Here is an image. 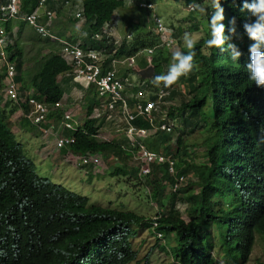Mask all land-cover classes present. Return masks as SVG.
Segmentation results:
<instances>
[{
	"label": "trees",
	"instance_id": "trees-1",
	"mask_svg": "<svg viewBox=\"0 0 264 264\" xmlns=\"http://www.w3.org/2000/svg\"><path fill=\"white\" fill-rule=\"evenodd\" d=\"M20 1L23 13L36 8L37 0ZM193 1L185 0L186 5ZM245 2L255 0H219L218 8L213 9L223 16L222 48L211 46V37H205L180 52L194 53V67L179 77L189 98L182 96L177 109H168V116L189 131L205 134L204 161L196 163L194 154L190 156L184 137L189 131L180 133L175 140V170L178 176H193L194 181L187 184V180L175 193L167 188V197L166 184L155 174L149 195L161 209L165 199L169 203L165 215L155 216L156 227H152V218L90 205L86 197L40 178L0 111V264H138L132 241L140 229L159 232L161 239L153 234L163 241L159 248L176 264H214L216 256L225 264L247 263L255 238L264 241V87H257L246 69L253 44L247 41L244 24L260 21L244 9ZM81 4V26L91 37L101 34L113 13L122 10L124 0H81ZM24 27L19 21L17 35ZM191 29L196 31L197 25ZM5 30L12 39V22L5 24ZM30 36L34 44H41L40 56L31 69L21 71L25 59L17 41L8 47L9 59L16 65L20 89L26 85L44 102L53 104L63 96L57 78L70 69L59 55L58 43L47 42L33 30ZM243 36H247L245 40ZM89 43L92 48L112 52V44H107L104 36ZM138 45L144 47L143 43ZM138 45L123 41L115 55H133L141 48ZM229 45L233 47L229 49ZM233 53H239L235 61ZM161 62L167 64L168 58L159 59L158 55L152 59L153 78L162 75ZM141 66L144 69L147 65L143 62ZM85 92L87 117L98 100L93 87ZM175 94L170 92L168 98ZM22 106L28 110L27 105ZM152 116L154 120V112ZM159 121L154 120V124ZM133 123L151 128L142 117ZM72 135L75 141L69 148L74 153H127L111 142L96 139L95 119H85ZM155 136L151 149L145 144L147 149L168 153L172 134L158 131ZM163 171L166 182L172 185V178ZM120 173L116 168L111 174ZM179 193L187 203L188 221L173 205ZM148 255L144 264H148ZM255 264L264 262L255 260Z\"/></svg>",
	"mask_w": 264,
	"mask_h": 264
},
{
	"label": "rangeland",
	"instance_id": "rangeland-1",
	"mask_svg": "<svg viewBox=\"0 0 264 264\" xmlns=\"http://www.w3.org/2000/svg\"><path fill=\"white\" fill-rule=\"evenodd\" d=\"M146 1V0H133ZM155 4L156 13L162 18L163 22L169 27L175 36L176 46L167 48L161 46L162 37L161 35L156 37L154 35L151 26L152 22L150 19V13L145 9H135V6L129 5L128 0H124V7L122 10L115 11L116 22L113 25L103 27L101 35L104 36L111 44L117 43L118 41H125L128 45L133 43L144 44V47H155L154 57L159 55V59L168 58L167 64L161 62V73L166 74L169 70V66L173 63V54L179 53L197 41L205 39L206 36L209 37L210 32L206 20L211 16L199 11L187 12L185 0H150ZM190 1V0H189ZM192 1V0H191ZM211 2V1H210ZM208 4V2H206ZM204 4V5H206ZM204 9V6H201ZM65 10V9H64ZM62 7L57 6V18L60 17L59 24L55 25V30L61 33L60 37L62 40L68 39H81L89 45L91 38L88 35L86 27L77 26L75 21L69 15L68 12L64 11ZM17 22V21H16ZM197 25V30L193 31L191 28ZM135 27H140L139 30H135ZM25 29L18 35L13 34L12 41H17L19 48L23 53L24 62L21 66V71L30 70L33 63L38 58V49L41 45L35 43L31 40L30 32L31 29L24 27ZM51 32V30L49 29ZM54 31V30H53ZM52 33V32H51ZM131 33V40H128L127 34ZM153 33V34H152ZM53 34V33H52ZM155 34H157L155 32ZM55 35V34H54ZM86 35V36H85ZM247 36H243L246 38ZM143 39L141 42L140 40ZM47 42L52 43L51 39H45ZM251 44H255V41L250 38L247 40ZM44 44V43H43ZM141 47V45H138ZM141 47L140 49L144 48ZM205 50H203L204 52ZM41 53V52H40ZM43 53V52H42ZM142 66L140 61L134 65V71H141ZM133 72L132 70H129ZM126 70H119L121 75L126 74ZM135 80L138 83L142 81L135 74ZM62 85V84H61ZM75 85V84H74ZM162 86L163 83H155L153 79H145L142 83L143 92H146L145 98H153L155 96L156 89ZM1 87V86H0ZM165 88V87H164ZM168 92H176L172 98L165 97L161 103H159L157 111L154 112V120H170L168 116V109L174 107L178 108L182 96L186 99L189 98L188 90L186 84L183 83L180 78L173 84L170 88H165ZM29 93L32 91L26 85L21 92ZM74 98L77 95L78 88L73 89ZM33 92V91H32ZM2 97V94H1ZM75 105H70V110L74 109V118L79 126H82L86 117V103L82 100L76 102ZM102 111V109H100ZM109 113L107 111H102V114L98 120H95V125L97 127V140L104 142H111L114 147H119L126 145V138L124 137V126L125 122L121 118L117 110L110 114V118L107 119ZM177 128L172 132V144H168V153L175 156V140L180 133H187L189 128L181 124L178 120L174 122ZM191 126V125H188ZM33 127V126H32ZM35 128V127H34ZM205 134L202 131L195 132L189 131L188 136L184 135L186 138V145L189 146L190 156L194 154L196 157L195 162L201 163L204 161L203 152L204 146L202 144ZM155 137L151 140H146L145 144L147 147L155 141ZM17 138H19L17 136ZM32 138V137H30ZM151 149V148H150ZM161 149V148H160ZM159 152H164L159 150ZM25 154V153H24ZM118 154V155H117ZM124 154V153H123ZM134 153H129V156L122 158L120 153L104 154L108 155L104 158V174L92 173L88 166L84 167H74L72 164L57 162L51 160H41L31 161L36 166V174L40 178H45L53 184L62 185L64 188L78 194L82 197H86L90 205L109 207L112 209L133 212L139 216H143L147 219L154 218L158 213L160 215H165L168 211V202L166 199L162 203V209L156 205V201L149 194L152 191L153 182L156 175L160 176L161 180L166 183L167 179L164 175L162 167L153 166L152 175L145 180H139L137 176V162L133 160L132 155ZM26 156V155H25ZM120 164V165H119ZM121 169L119 175H112L115 169ZM156 174V175H155ZM187 184L188 182H193L194 177L189 174L185 175ZM157 180V178H156ZM162 183V182H161ZM165 185V184H164ZM166 196H169L168 189L165 185ZM150 196V197H149ZM174 208L179 212L180 217L184 221H188V214L186 213L187 203L185 197L182 193H179L173 202ZM158 214V215H159ZM137 229V228H136ZM153 234L155 232L153 231ZM150 233L149 230H139V234L132 241V245L135 250H137V256L140 260L138 264H144V256L149 252L148 264H176L171 261L169 255L162 251L159 246L163 245L162 240H156L154 235ZM255 260L264 262V241L260 238H255L254 245L252 247L250 256L246 264H255ZM136 264V263H132ZM214 264H225V262L216 256L214 259Z\"/></svg>",
	"mask_w": 264,
	"mask_h": 264
},
{
	"label": "built area",
	"instance_id": "built-area-1",
	"mask_svg": "<svg viewBox=\"0 0 264 264\" xmlns=\"http://www.w3.org/2000/svg\"><path fill=\"white\" fill-rule=\"evenodd\" d=\"M48 1L53 2L54 8L48 7ZM57 6L68 9L69 15L74 19L75 23L84 22L82 17L83 6L81 0H37L36 8L32 13H23L21 11L20 0H4L0 2V71L3 73V94L4 98L14 103H25L29 110L24 116L34 125L49 124L48 115L60 108V101L54 104H47L43 100H39L38 96L33 93H26L25 97H21L16 82L17 71L15 63L11 62L8 55V47L12 45V39L9 38L5 24L9 21H23L29 28L38 34L41 38L51 39L60 44L59 55L69 67L64 77L69 78L80 89L73 100V105L82 100L85 91L91 87L94 88L98 103L93 107L88 119L98 120L102 111H107V119L115 110L118 111L121 118L125 122L124 136L126 138V146L122 147L124 151L134 153L132 158L137 162V176L139 180L149 177L152 173L153 166H163L168 176L172 178V185L166 182V187L175 193L182 187L186 178L183 175L178 176L175 170V159L173 155L154 152L147 149L145 141L150 138L155 129L170 132L172 124L162 122L157 128L153 127L152 113L157 111L159 101L165 93L162 90L157 91L156 100L145 98L142 90H137L133 95L126 96L125 92L129 89L136 88L133 83L130 72L121 75L119 69L127 71L133 69L135 60L133 57H113L114 50L119 46L120 41L114 43L112 52L106 53L104 50L92 48L85 41L77 39L74 42L62 40L53 35L48 25L56 18ZM143 7L151 5L140 4ZM190 10L193 7H189ZM157 31L165 35L164 43L166 46H172L174 41L167 36V30L163 26L161 20L154 16ZM105 24L104 27H107ZM103 35L97 33L90 38L93 41H100ZM128 38L130 36H127ZM107 40V39H106ZM110 41L107 40V44ZM153 53L152 49L144 52V57L149 58ZM112 58V59H111ZM110 60V67L104 68V63ZM61 77V76H60ZM140 87V86H139ZM142 89V88H141ZM132 98V104L129 100ZM102 109V111L100 110ZM74 110H63L56 126L49 125L42 129V141L45 147H50L53 151L58 152L61 149L73 144L75 139L73 133L77 131V122L74 118ZM137 117H142L150 124V129L136 126L133 121ZM53 119L51 122L53 123ZM63 132H68L64 135ZM53 137V141L51 140ZM51 142V143H49ZM76 167L91 166L96 172L103 173L102 158L99 154L86 152L75 155L72 159ZM153 227H156V218L152 221ZM160 237V234H157Z\"/></svg>",
	"mask_w": 264,
	"mask_h": 264
},
{
	"label": "clouds",
	"instance_id": "clouds-1",
	"mask_svg": "<svg viewBox=\"0 0 264 264\" xmlns=\"http://www.w3.org/2000/svg\"><path fill=\"white\" fill-rule=\"evenodd\" d=\"M211 1V2H210ZM194 3H192V2H190V3H188L187 5H186V10H187V12H189V13H191V12H195V11H199V12H201V13H204V10L206 11V14H209V16H211V19H207L206 20V23H207V26H208V30L207 31H209L210 32V35H209V37H211V41H209V44L211 45V46H216V47H219V48H222L223 47V44H224V39L222 38V33H223V31H224V28H223V26H222V24L220 23L221 21H222V19H223V16L220 14V13H215L214 11H213V9H217L218 8V6H219V0H194L193 1ZM206 2H208V4H206ZM128 4L129 5H133V6H135V9H145L146 11H148L149 13H150V19H151V22H152V25L153 26H151L152 27V29H153V32H154V35L156 36V37H158L159 38V36L161 35V37H162V40H160L161 41V46H165V47H167V48H171V47H174V46H176V39H175V36H174V33H173V31L169 28V27H167V25L163 22V20H162V18L156 13V8H155V4L153 3V2H151V1H137V2H135V1H133V0H128ZM140 4H145V5H151L150 7H143V6H140ZM204 4H206V5H204ZM193 7V9L192 10H190L189 9V7ZM201 6H204V9L201 7ZM48 7H50V6H48ZM244 9H247L253 16H257L258 18H259V21L260 22H258V23H256L255 25H252V24H249V23H245L244 24V27H245V30H246V32H247V35L249 36V38L251 39V40H253V41H255L256 43L255 44H253L252 46H251V48H250V52H251V56H250V63H248L247 64V66H246V69H247V71H248V73H249V79L250 80H252L254 83H255V85L257 86V87H264V0H255V2L254 3H252V4H248L247 2H245V4H244ZM154 16H156L157 18H159L160 20H161V22H162V24H163V26L165 27V29L167 30V36H169L170 38H172L173 39V41H174V44L172 45V46H166L165 45V43H164V40H165V36H166V34L165 35H162L161 33H159L158 31H157V28H156V24H155V22H154ZM112 19H111V21L109 22V23H106V24H108V26L109 25H113L115 22H116V20H115V12L113 13V15H112V17H111ZM74 20V19H73ZM17 22H19V20H16ZM9 22H15V21H9ZM23 22V21H22ZM76 22V21H75ZM235 21H234V19H233V21H232V23H234ZM8 23V22H7ZM25 24V23H24ZM25 26H27L26 24H25ZM105 26V25H104ZM28 27V26H27ZM29 28V27H28ZM31 29V28H30ZM31 30H33V29H31ZM155 32L157 33V34H155ZM17 34V33H16ZM153 34V33H152ZM12 35H13V32H12ZM38 35V34H37ZM127 36H130L129 38H128V40H131V33H128L127 34ZM206 37H208V36H206ZM44 39V38H43ZM13 42V41H12ZM123 42V41H122ZM121 41H120V44L122 43ZM125 42V41H124ZM52 43H57V42H55V41H53ZM126 43V42H125ZM59 44V43H58ZM119 44V45H120ZM127 44V43H126ZM12 45H13V43H12ZM60 45V44H59ZM114 45V43L112 44V46ZM233 46L232 45H229V49H231ZM152 49V50H154L155 48H157V46H155V47H144V48H142V49H139L138 51H137V53H135V54H133V55H120V56H117V55H115V53H116V50H114L113 49V51H114V55H113V57H133L134 58V60H135V64L137 63V61H140V63H143V62H145L146 63V68H142L141 69V71H143V70H145V69H147V68H152V70H153V67H152V65H151V62H152V59L154 58V51H153V53L150 55V57L149 58H145L144 57V52H145V50H147V49ZM117 49V48H116ZM158 56V55H157ZM157 56H155V57H157ZM238 56H239V53H233V56H232V59H233V61H235L237 58H238ZM112 59V58H111ZM111 59H107V61L104 63V68H109L110 67V65H109V63H110V60ZM193 60H194V53L193 52H189L188 54H184V53H174L173 54V63H171L170 64V66H169V70H168V72L166 73V74H163V75H161V76H158V77H154L153 78V73H152V78H153V82H160V83H163V85H164V87L165 88H170L173 84H175L177 81H178V79H179V77L180 76H182V75H187V73L188 72H190L191 70H192V68L194 67V64H193ZM106 64V65H105ZM134 64V65H135ZM119 70H121V69H119ZM123 70H125V69H123ZM133 72H130V71H127V72H130V74H131V78L133 79V83L135 84V85H137L136 86V88H133V89H129V91H131L132 92V95L137 91V90H142L143 91V89H141L142 88V83L144 82V80L145 79H142L141 77H140V75H139V72H135L134 71V66H133V69H131ZM16 71H17V69H16ZM127 72H126V74H127ZM125 74V75H126ZM135 74L137 75V77L142 81L141 83H138L136 80H135V78H134V76H135ZM17 76H18V71H17ZM151 77L150 78H147V79H151ZM63 78H67V77H64V76H62L61 75V77L59 76L58 78H57V81L58 82H61L62 81V79ZM68 80H70L69 78H67ZM146 79V80H147ZM71 81V80H70ZM2 82H3V80H2ZM16 82H17V77H16ZM73 83V82H72ZM3 84V83H2ZM17 84H18V89H19V92L21 93V97H25V94L27 93V92H24V91H22L21 92V90L22 89H20V87H19V83L17 82ZM74 84V83H73ZM159 84V83H158ZM76 85V84H75ZM77 86V85H76ZM140 86V87H139ZM3 87H4V84H3ZM3 87H2V90H3ZM164 87H162V86H159L157 89H156V91H155V96L153 97V98H148V99H152V100H156V97H157V91L158 90H162L164 93H165V95L163 96V98L161 99V101H159V103H161L162 101H163V99L165 98V97H168L169 95H170V92H168ZM80 89V87H78V90ZM32 91H33V93H35L36 95H37V93L33 90V89H31ZM32 91H30V92H32ZM128 91V90H127ZM29 92V93H30ZM3 93V92H2ZM145 94H146V92H144ZM85 94H86V92H85ZM84 94V95H85ZM95 94H96V92H95ZM125 95L126 96H128L127 94H126V92H125ZM38 96V95H37ZM97 96V95H96ZM63 97V96H62ZM3 98H4V94H3ZM5 99V98H4ZM38 99L39 100H43L42 98H39L38 97ZM130 99V98H129ZM132 99V98H131ZM130 99V100H131ZM5 100H7V99H5ZM74 100V99H73ZM73 100H72V102H71V105H73ZM82 100L84 101V96H83V98H82ZM81 100V101H82ZM129 100V101H130ZM133 100V99H132ZM10 101V100H9ZM44 101V100H43ZM60 101V103H61V106H60V108L59 109H57L56 111H54V112H52V113H50L49 115H48V118L50 119V122H49V124H45V125H41V128H40V132H41V134H42V129L43 128H46V127H48L49 125H52V122H51V120L53 119L52 118V116H54V119L53 120H59V118H60V113L63 111V110H67V109H71L70 107L69 108H67V109H65L64 108V106L62 105V98L59 100ZM12 102V101H11ZM58 102V101H57ZM14 103V102H13ZM46 103V102H45ZM86 103V102H85ZM16 104V103H15ZM18 105H19V107H20V109H21V112H22V115L24 116V114H27V112H28V110H29V107H28V110L26 111L24 108H23V106L22 105H26L25 103H21V102H18L17 103ZM16 104V105H17ZM54 104V103H53ZM159 105V104H158ZM72 110H74V109H72ZM52 114V116H50ZM25 117V116H24ZM26 118V117H25ZM88 118V117H87ZM27 119V118H26ZM29 122V121H28ZM54 122V121H53ZM162 122H166V123H169V124H172L173 126H175V124L173 123V122H171V119L170 120H161V121H159V122H157V124H154V120H153V127H158ZM30 123V122H29ZM32 124V123H31ZM31 126H33V127H37V128H39V126L38 125H34V124H32ZM96 126V125H95ZM173 126H172V128H171V131L170 132H166V131H161V130H159V129H155L154 130V132L152 133V135L150 136V138H149V140H151L152 138H154V136L158 133V131H160V132H163V133H166V134H172V132L174 131V129H173ZM79 127H81V126H79L78 124H77V129L79 128ZM148 129V128H147ZM157 131V132H156ZM76 132V131H75ZM65 135V134H64ZM66 135H68V132H67V134ZM125 137V136H124ZM172 142H173V140H172ZM172 142H171V144H172ZM126 143V142H125ZM145 144V143H144ZM70 146V145H69ZM69 146L68 147H66V148H64V149H68V152H69V154H70V157L73 159V157L75 156V155H79V154H83V153H74V152H72L71 150H70V148H69ZM126 145H124V146H120V148L122 149V147H125ZM146 146V145H145ZM62 150V149H61ZM123 150V149H122ZM60 151V150H59ZM124 151V150H123ZM127 153H129L128 151H126ZM86 153V152H85ZM92 153V152H91ZM163 153V152H162ZM96 154H99V153H96ZM100 156H101V158H102V154H99ZM172 155V154H171ZM72 165L74 166V167H76L75 165H74V163H73V161H72ZM89 167V166H88ZM155 167V166H154ZM153 168V167H152ZM164 168V167H163ZM93 174L94 173H96V174H99L100 173V171L99 172H96L95 170H92L91 171ZM102 174H104V172L102 173ZM111 174V173H110ZM151 175H152V173H151ZM150 175V176H151ZM149 176V177H150ZM149 177H147V178H149ZM146 179V178H145ZM144 179V180H145ZM58 185V184H57ZM154 218H157V217H154ZM154 218H152V221H153V219ZM152 227H153V225H152ZM157 234H160L159 232H155V236H156V238H158V239H161V235H160V237H158L157 236Z\"/></svg>",
	"mask_w": 264,
	"mask_h": 264
},
{
	"label": "crops",
	"instance_id": "crops-1",
	"mask_svg": "<svg viewBox=\"0 0 264 264\" xmlns=\"http://www.w3.org/2000/svg\"><path fill=\"white\" fill-rule=\"evenodd\" d=\"M47 6L54 8L53 2L48 1ZM63 8V7H62ZM65 9V10H64ZM64 11L68 12L69 10L66 8H63ZM58 12V11H57ZM57 12H56V18L51 21L48 25V29L51 30V32L53 33V35L55 34L56 37L60 38L61 33L58 30H55V25L57 26L59 24L60 21H56L59 20L60 17L57 18ZM17 24L18 22H12V32L13 34L17 33ZM83 23H76V25L79 27L81 26ZM28 28V27H27ZM30 29V28H29ZM26 30V29H25ZM54 30V31H53ZM17 35V34H16ZM61 39V38H60ZM70 40V42H74L76 40L74 39H68ZM3 76L2 71H0V78ZM2 79L0 82V111H2L4 117L7 120V123L9 124L11 131L14 134V137L16 139V141L21 145L26 157L28 160L30 161H35V159L37 161H41V160H51V161H57V162H64V163H68V164H72V158L70 157V154L68 152V149H62L58 152L53 151L50 149V147H45L43 145V141H42V134H41V126H39V128L37 127H32L31 123L28 122V120L22 115L21 109L19 107V105L9 101V100H5L3 98V84H2ZM62 84V85H61ZM59 86L61 87L62 91H63V97H62V105L64 106L65 109L69 108V106L71 105L72 100L74 99V88H78V86L74 85L72 83V81L70 80H62L59 84ZM2 94V97H1ZM126 94L128 96L132 95L131 91H126ZM133 100L131 99L129 101L130 104H132ZM69 110V109H68ZM52 118L54 119V116H52ZM58 120H54V122L52 123V125L56 126ZM65 135L67 134V132H63ZM17 136L19 138H17ZM32 137V138H30ZM52 141H53V137H51ZM51 143V142H49ZM110 155V154H109ZM112 155V154H111ZM108 155L106 156H102V165H104V158H106ZM119 156H121L122 158L129 156V153H125V154H120ZM113 157V155L111 156ZM120 165V164H119ZM90 170L92 171L93 168L91 166H89ZM62 186V185H61Z\"/></svg>",
	"mask_w": 264,
	"mask_h": 264
},
{
	"label": "water",
	"instance_id": "water-1",
	"mask_svg": "<svg viewBox=\"0 0 264 264\" xmlns=\"http://www.w3.org/2000/svg\"><path fill=\"white\" fill-rule=\"evenodd\" d=\"M152 73H153L152 68H147L143 71H140L139 75L142 79H147V78H150L152 76Z\"/></svg>",
	"mask_w": 264,
	"mask_h": 264
}]
</instances>
